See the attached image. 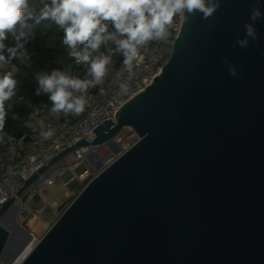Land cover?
Wrapping results in <instances>:
<instances>
[{
	"label": "water",
	"instance_id": "1",
	"mask_svg": "<svg viewBox=\"0 0 264 264\" xmlns=\"http://www.w3.org/2000/svg\"><path fill=\"white\" fill-rule=\"evenodd\" d=\"M257 2L264 13V0H221L207 19L184 20L161 73L117 121L108 118L95 139L26 180L0 209V264L12 235L2 219L15 197L75 145L100 146L126 127L139 140L86 185L21 264H264V16L258 39L233 47Z\"/></svg>",
	"mask_w": 264,
	"mask_h": 264
},
{
	"label": "clouds",
	"instance_id": "2",
	"mask_svg": "<svg viewBox=\"0 0 264 264\" xmlns=\"http://www.w3.org/2000/svg\"><path fill=\"white\" fill-rule=\"evenodd\" d=\"M220 7L221 0H39L38 5L31 4L30 0H0V143L6 135L4 124L8 111L5 104L18 91L15 73L4 69L12 64L31 38L27 21L55 23L63 31L62 44L69 57L75 66L84 67V78L72 74V65L36 75L35 94L47 96L51 102L49 111L77 116L85 111L89 89L102 84L109 74L117 53L123 56L121 72L128 74V80L120 83L119 88L122 94L128 95L133 69L149 43L167 41L176 18L189 20L201 13L207 19ZM262 16L264 13L258 2L253 4L251 22L244 23L245 35L238 37L233 47L238 45L246 49L250 40L258 39L255 22ZM9 38L15 41V46L4 43ZM109 42L115 44L114 49ZM222 62L228 65L231 76L238 75L236 66L227 56ZM116 79L120 80V73ZM12 119L18 116L13 113ZM40 124L43 138L55 134L51 126L44 129L43 120Z\"/></svg>",
	"mask_w": 264,
	"mask_h": 264
},
{
	"label": "built area",
	"instance_id": "3",
	"mask_svg": "<svg viewBox=\"0 0 264 264\" xmlns=\"http://www.w3.org/2000/svg\"><path fill=\"white\" fill-rule=\"evenodd\" d=\"M183 21L184 19H175L167 41L151 42L142 50L141 59L133 69L134 75L130 81L131 91L128 95L122 94L119 88L120 83L128 80L127 72H121L122 59L119 64H112L109 67V74L104 78L102 84L89 89L88 104L80 115L65 116L63 113H52L49 111L51 104L44 106L29 104L30 112L23 123L24 135L19 137L18 134L4 131L5 139L3 143H0V209L9 198H13L17 194L27 179L47 162L84 138L89 141L95 139L94 130L108 118H111L113 122L117 121L116 115L120 108L133 97L145 91L161 73L179 37ZM17 58L20 62L27 63L30 55L23 48ZM4 70L16 73L18 66L12 62ZM71 71L73 75L80 78L85 76L83 66L77 67L72 64ZM118 73H120V80L116 79ZM18 100H23V97L18 96ZM41 120L44 121L45 130L48 126L55 129V134L51 138L45 139L40 135ZM27 136L30 137L29 141L25 140ZM139 138L134 129L126 127L110 141L119 146L123 154ZM110 141L104 144H109ZM96 147L75 145L61 159L49 165L30 186L15 197L13 206L18 207L17 220L22 226L26 225L30 230L35 231L34 224L40 219V213L47 210H52L55 214L58 213L60 205L46 200L47 187L61 182L63 174L69 170L74 171L83 163H88L91 166L88 154H94ZM95 158L100 159V156ZM117 158L106 163L105 167ZM90 172V168L85 169L80 174H74L69 181L63 182V184L69 186L76 180L85 179L90 175ZM34 199H42L44 204L39 208L32 207L30 201Z\"/></svg>",
	"mask_w": 264,
	"mask_h": 264
},
{
	"label": "trees",
	"instance_id": "4",
	"mask_svg": "<svg viewBox=\"0 0 264 264\" xmlns=\"http://www.w3.org/2000/svg\"><path fill=\"white\" fill-rule=\"evenodd\" d=\"M30 3L38 5L39 0H30ZM27 24L31 25V38L24 44L23 48L30 55V59L27 63L20 62L18 58L12 61L18 66L15 73L18 80V91L16 96L5 104L8 116L5 120L4 131L15 134L24 130L23 123L30 112V103L36 106L51 104L46 95L37 96L35 94L38 87L36 75L50 72L53 68L61 69L67 68L68 65H75L68 55L67 48L62 44L63 31L55 23L50 20H44L40 23L29 20ZM4 43L8 46H15V41L11 38ZM109 46L115 48L111 42H109ZM113 59V64H119L123 56L117 53ZM18 96H22L23 100H18ZM13 113L18 116V119H12Z\"/></svg>",
	"mask_w": 264,
	"mask_h": 264
},
{
	"label": "rangeland",
	"instance_id": "5",
	"mask_svg": "<svg viewBox=\"0 0 264 264\" xmlns=\"http://www.w3.org/2000/svg\"><path fill=\"white\" fill-rule=\"evenodd\" d=\"M32 31V29H31ZM126 131V130H125ZM122 154L121 148L114 147L110 144H102L95 148L93 157L100 156L101 166L98 169L89 166L88 163H83L78 166L74 171H67L61 176V182L55 183L47 187L46 200L59 204V211L55 214L52 210H47L40 213V219L35 222V231H32L26 225L22 226L17 222V212L15 208L10 209L12 212L9 214V223L4 221V224L8 226L13 224L10 229L12 235L8 242V245L4 254V262L6 264H20L22 259L33 249L38 240L47 233V231L53 226L58 218L63 214L72 201L81 193L86 185L105 168L106 163L114 158L119 157ZM91 169L90 175L82 180H76L70 186H66L63 182H67L74 174H80L85 169ZM32 207L39 208L44 204L42 199H34L30 201ZM8 211V212H9ZM12 218V219H11ZM7 222V223H6ZM9 253V255H7Z\"/></svg>",
	"mask_w": 264,
	"mask_h": 264
},
{
	"label": "bare ground",
	"instance_id": "6",
	"mask_svg": "<svg viewBox=\"0 0 264 264\" xmlns=\"http://www.w3.org/2000/svg\"><path fill=\"white\" fill-rule=\"evenodd\" d=\"M93 161H94V164L98 163L99 166H101V162H100V159H99V158H95V157H94ZM94 164H93V165H94ZM84 177H85V176H84ZM12 208H15V209L18 210V207H17V206H12L11 209H12ZM11 212H12V210L9 211V212H7L6 215L3 217V219H2L3 223H4V221H7V222L9 223V221H10L9 219H10V218L8 219V216H9V214H10ZM11 219H12V218H11ZM7 222H6V223H7ZM4 225H5V224H4ZM12 225H13V224H12ZM12 225L9 224L7 227H8L9 229H11V228H12ZM34 247H35V246H34ZM34 247H33V248H34ZM28 254H29V253H28ZM28 254H27V255H28ZM7 255H9V253H8ZM27 255H26V256H27ZM26 256H25V257H26ZM25 257H24V258H25ZM24 258L22 259V261L24 260ZM22 261L20 262V264L22 263Z\"/></svg>",
	"mask_w": 264,
	"mask_h": 264
}]
</instances>
